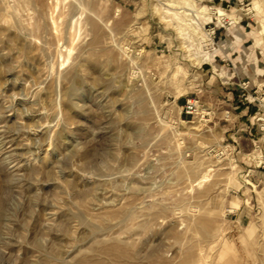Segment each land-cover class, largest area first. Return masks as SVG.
I'll use <instances>...</instances> for the list:
<instances>
[{
  "label": "rangeland",
  "instance_id": "1",
  "mask_svg": "<svg viewBox=\"0 0 264 264\" xmlns=\"http://www.w3.org/2000/svg\"><path fill=\"white\" fill-rule=\"evenodd\" d=\"M165 1L0 0V264H264V168L202 94L264 45V0L181 2L209 66Z\"/></svg>",
  "mask_w": 264,
  "mask_h": 264
},
{
  "label": "crops",
  "instance_id": "2",
  "mask_svg": "<svg viewBox=\"0 0 264 264\" xmlns=\"http://www.w3.org/2000/svg\"><path fill=\"white\" fill-rule=\"evenodd\" d=\"M259 43L256 41V44ZM227 81L228 85H225L227 82L218 80L215 83L209 80L206 82L202 89L206 112L207 115L215 114L217 123L221 124L223 120L226 122L222 126V138L235 141L237 155L244 156L249 160L248 166H253L251 160L258 151L264 159V97L260 99L263 104L258 102L259 106L255 101L249 103L244 100L245 93L239 84L248 83L251 91L247 100L249 97L258 100L264 95V45L249 46L248 55L235 57L233 70L228 73ZM255 94L257 96L253 97ZM228 113H231L230 121L225 119ZM261 117L262 122L259 121ZM253 169L251 171L258 176L259 171Z\"/></svg>",
  "mask_w": 264,
  "mask_h": 264
},
{
  "label": "bare ground",
  "instance_id": "3",
  "mask_svg": "<svg viewBox=\"0 0 264 264\" xmlns=\"http://www.w3.org/2000/svg\"><path fill=\"white\" fill-rule=\"evenodd\" d=\"M182 1L183 0H166L164 4L167 5L168 8L164 9L162 19L170 17V20H164V22L166 25H173V23H175L174 29L183 40V46L189 50H193L191 54L189 53V57L192 56V60L194 58V64L197 63L201 65L209 61L212 52L217 51L213 46L212 40L203 33L204 31H201L202 27L199 24L200 14H204L206 9L202 8L200 10H195L193 7L194 4H190L186 1L185 5L182 6ZM217 13L219 18L226 17V14L222 10H218ZM197 112L201 114L206 113L203 108L200 109V107L197 108Z\"/></svg>",
  "mask_w": 264,
  "mask_h": 264
},
{
  "label": "built area",
  "instance_id": "4",
  "mask_svg": "<svg viewBox=\"0 0 264 264\" xmlns=\"http://www.w3.org/2000/svg\"><path fill=\"white\" fill-rule=\"evenodd\" d=\"M205 31H206L207 35H211L212 38H213V36L215 34L214 28L205 29ZM239 85H240L241 90L245 93L244 100L248 101L249 103L254 102L255 101L254 98L252 100H247L248 95H249V93L251 91V89L248 87V83L242 82ZM198 107H199V102H198L197 99L188 98V99H186L185 104L181 107V112H183L186 115L192 116L195 113H197V108ZM259 121L262 122V117L259 118ZM261 129H263V128H261ZM235 146H236V143L233 144L232 148H230L229 145H225L223 147L222 151L221 150L218 151L216 153V155L219 156V157H224L225 154H228V155L232 154V152L235 150ZM254 151L256 152V148H255ZM252 158H253L254 164L256 165V168H258L260 166H261V168H264V161L263 162L259 161L260 159H263V155L262 154H260V156H259V151ZM246 175L248 176L247 172H246Z\"/></svg>",
  "mask_w": 264,
  "mask_h": 264
}]
</instances>
